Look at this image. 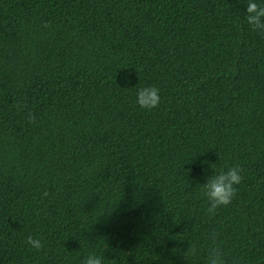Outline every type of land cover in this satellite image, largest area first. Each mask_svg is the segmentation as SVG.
Wrapping results in <instances>:
<instances>
[{
    "label": "trees",
    "instance_id": "16d2710c",
    "mask_svg": "<svg viewBox=\"0 0 264 264\" xmlns=\"http://www.w3.org/2000/svg\"><path fill=\"white\" fill-rule=\"evenodd\" d=\"M247 2L0 0V264H188L189 244L206 264L213 230L229 264H264V35ZM234 165L238 195L209 217L203 184Z\"/></svg>",
    "mask_w": 264,
    "mask_h": 264
},
{
    "label": "clouds",
    "instance_id": "9594fccd",
    "mask_svg": "<svg viewBox=\"0 0 264 264\" xmlns=\"http://www.w3.org/2000/svg\"><path fill=\"white\" fill-rule=\"evenodd\" d=\"M245 20L252 31L264 35V5L258 4L256 0H248L245 8ZM45 27L49 25L45 23ZM160 91L156 86H146L138 89L136 94V103L143 109L151 110L159 107ZM18 110H23L25 105L17 103ZM28 123H35L36 117L29 112L26 116ZM213 167V166H212ZM214 168V167H213ZM208 177L207 183L203 184L202 195L206 198L208 206L206 214L213 217L217 214L218 209L227 207L238 195L237 186L244 179L243 168L240 165H234L216 170ZM47 195V192L44 193ZM208 241L206 264H229L227 255L222 247V242L218 239V233L213 230L207 234ZM25 243L36 251H41L44 244L40 238L29 234ZM198 248L195 244H189L184 252V258L188 264H195V258L198 255ZM82 264H104L103 257L91 252L84 258ZM231 264H240L239 259H233Z\"/></svg>",
    "mask_w": 264,
    "mask_h": 264
}]
</instances>
